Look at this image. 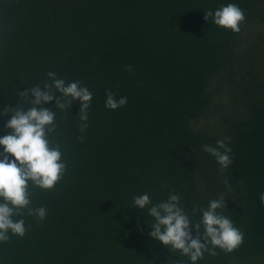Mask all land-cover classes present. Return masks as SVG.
<instances>
[{
    "label": "trees",
    "instance_id": "16d2710c",
    "mask_svg": "<svg viewBox=\"0 0 264 264\" xmlns=\"http://www.w3.org/2000/svg\"><path fill=\"white\" fill-rule=\"evenodd\" d=\"M227 3L244 11L239 33L204 19ZM48 71L92 92L89 126L80 132L78 102L44 105L57 111L49 138L66 171L52 190L29 185L47 216L14 217L27 230L0 245L4 264L186 260L148 235L152 220L132 203L143 192L180 194L194 223L193 208L223 196L244 243L199 264H264V0H0V109ZM108 91L126 105L108 110ZM217 140L232 150L223 172L202 149Z\"/></svg>",
    "mask_w": 264,
    "mask_h": 264
},
{
    "label": "clouds",
    "instance_id": "9594fccd",
    "mask_svg": "<svg viewBox=\"0 0 264 264\" xmlns=\"http://www.w3.org/2000/svg\"><path fill=\"white\" fill-rule=\"evenodd\" d=\"M209 17L214 25L233 33H239L245 21L243 9L235 3L208 10L204 19L208 21ZM19 96L15 107L0 109V118L10 117L4 125L7 131L0 135V245L8 242L11 236L22 238L25 235V220L14 219L22 211L37 222L47 216L46 207H31L29 185L52 190L66 171L61 146L53 144L49 138L56 130L57 111L44 105L55 101V108L63 112L74 101L78 102L80 132L83 134L89 126L88 110L92 102V92L87 86L79 80L60 78L54 71H48L40 84ZM126 103V96L117 98L113 92H106L105 107L108 110H116ZM202 149L215 159L221 172L232 164V150L226 140H217L215 146L205 144ZM259 199L264 202V193ZM132 203L140 210H147L152 220L148 235L172 254L187 258L176 260V264H199L205 255L215 256L217 250L232 253L244 243L245 233L222 214L221 210L225 208L223 196L210 200L206 208H193V214L199 212L200 215L195 223L189 213L182 210L181 196L175 192H170L159 202H153L151 195L143 192L134 196ZM190 226L196 232L195 237ZM0 264L4 262L0 260Z\"/></svg>",
    "mask_w": 264,
    "mask_h": 264
}]
</instances>
